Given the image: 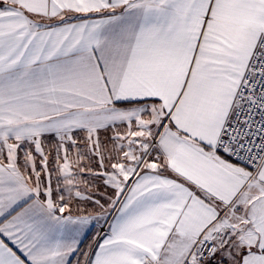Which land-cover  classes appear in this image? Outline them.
Listing matches in <instances>:
<instances>
[{
	"label": "snow or ice",
	"instance_id": "obj_1",
	"mask_svg": "<svg viewBox=\"0 0 264 264\" xmlns=\"http://www.w3.org/2000/svg\"><path fill=\"white\" fill-rule=\"evenodd\" d=\"M0 264H264V0H0Z\"/></svg>",
	"mask_w": 264,
	"mask_h": 264
},
{
	"label": "crops",
	"instance_id": "obj_2",
	"mask_svg": "<svg viewBox=\"0 0 264 264\" xmlns=\"http://www.w3.org/2000/svg\"><path fill=\"white\" fill-rule=\"evenodd\" d=\"M53 184H55V180H53Z\"/></svg>",
	"mask_w": 264,
	"mask_h": 264
}]
</instances>
